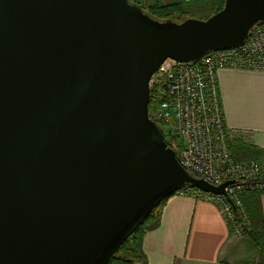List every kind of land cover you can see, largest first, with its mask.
I'll list each match as a JSON object with an SVG mask.
<instances>
[{"label": "water", "instance_id": "95a60500", "mask_svg": "<svg viewBox=\"0 0 264 264\" xmlns=\"http://www.w3.org/2000/svg\"><path fill=\"white\" fill-rule=\"evenodd\" d=\"M264 0L158 20L130 0H0V264H107L187 185L150 117L167 59L244 45Z\"/></svg>", "mask_w": 264, "mask_h": 264}, {"label": "built area", "instance_id": "2783aa9c", "mask_svg": "<svg viewBox=\"0 0 264 264\" xmlns=\"http://www.w3.org/2000/svg\"><path fill=\"white\" fill-rule=\"evenodd\" d=\"M222 67L264 71V22L250 29L240 47L212 50L197 61L167 59L151 80L164 82L165 98L157 115L149 114L163 123L168 145L174 137L179 138L177 156L190 173L214 185L233 180L226 187L230 200L188 185L178 193L218 204L234 234L244 238L247 222L237 220L235 209L244 211L243 192L264 190V174L259 161L232 156L230 144L234 137L225 121L218 82Z\"/></svg>", "mask_w": 264, "mask_h": 264}, {"label": "crops", "instance_id": "0c3cea01", "mask_svg": "<svg viewBox=\"0 0 264 264\" xmlns=\"http://www.w3.org/2000/svg\"><path fill=\"white\" fill-rule=\"evenodd\" d=\"M190 0H145L170 5ZM218 82L224 117L233 137L264 148V71L222 67ZM264 214V194L262 195ZM215 202L176 193L162 210L160 225L144 235L147 262L133 264H237L233 236ZM236 236V235H235Z\"/></svg>", "mask_w": 264, "mask_h": 264}, {"label": "trees", "instance_id": "16d2710c", "mask_svg": "<svg viewBox=\"0 0 264 264\" xmlns=\"http://www.w3.org/2000/svg\"><path fill=\"white\" fill-rule=\"evenodd\" d=\"M226 0H190L181 1L170 5H160L156 2L154 5H146L144 0H130L131 3H137L146 13L158 20L172 19L176 22H182L187 18L207 19L224 7ZM156 86L150 87L149 112H158L160 105L165 98L166 87L164 82L155 83ZM161 127L163 123L153 118ZM180 140L173 138V143L169 146L177 151L180 147ZM232 156L237 160L255 159L264 160V148L253 145L245 141L242 137H234L230 144ZM264 174V166H263ZM193 189L195 186L188 185ZM264 190L245 191L241 194L243 202V212L236 208L237 220L242 223L246 233L257 245L259 249V258L256 264H264V214L262 208V195ZM167 200L159 205L147 217L142 225L127 239L126 242L111 257L107 264H133L136 262H147V256L143 249L144 235L147 231L153 230L160 225L163 206ZM245 217V218H244ZM230 227V226H229ZM230 231L234 234L232 227ZM244 237V238H245Z\"/></svg>", "mask_w": 264, "mask_h": 264}, {"label": "rangeland", "instance_id": "374dc122", "mask_svg": "<svg viewBox=\"0 0 264 264\" xmlns=\"http://www.w3.org/2000/svg\"><path fill=\"white\" fill-rule=\"evenodd\" d=\"M155 83L156 82L154 80V82L151 83V87L156 86ZM152 114L155 117L157 112H152ZM259 162L263 167L264 160H259ZM230 247L233 255L230 256L229 259H231L233 262L237 264H256V261L259 258V249L251 238H243L234 235L230 242Z\"/></svg>", "mask_w": 264, "mask_h": 264}]
</instances>
